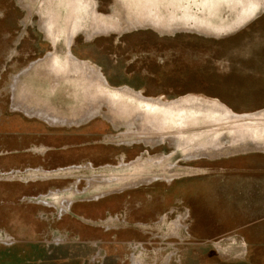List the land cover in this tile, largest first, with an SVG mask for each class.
I'll list each match as a JSON object with an SVG mask.
<instances>
[{
  "label": "rangeland",
  "instance_id": "1",
  "mask_svg": "<svg viewBox=\"0 0 264 264\" xmlns=\"http://www.w3.org/2000/svg\"><path fill=\"white\" fill-rule=\"evenodd\" d=\"M63 2L0 0V264H264V0Z\"/></svg>",
  "mask_w": 264,
  "mask_h": 264
},
{
  "label": "bare ground",
  "instance_id": "2",
  "mask_svg": "<svg viewBox=\"0 0 264 264\" xmlns=\"http://www.w3.org/2000/svg\"><path fill=\"white\" fill-rule=\"evenodd\" d=\"M63 1L64 2L62 4L64 6H67L65 8L66 12L69 13L70 16L74 20L73 23L71 24V26L69 27L70 32H69L68 36H71L72 33L76 29L88 30V28H89L91 30H99V29L100 30H103V29L107 30L108 28L111 29L114 25V24H110L108 26H105L104 24L107 25V23L102 24L101 22H99V17L98 16L96 17V14L93 10V7L91 5H89V0H63ZM150 10L151 9L149 8L145 12H150ZM93 17H96V19L94 20ZM85 19H86V21H85ZM148 21H150V20H148ZM88 22H90V24H91L90 26H89ZM148 24H150V23H148ZM46 30H47V32H49V34H51V35H49L51 37L52 33L50 31L51 30L50 27H47ZM73 62H75L76 65L79 64V62L77 60H73ZM84 84H85V81H84L83 85ZM87 88H88V86L84 87V89H87Z\"/></svg>",
  "mask_w": 264,
  "mask_h": 264
}]
</instances>
